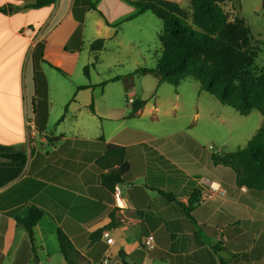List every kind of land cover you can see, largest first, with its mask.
Here are the masks:
<instances>
[{
	"label": "crops",
	"instance_id": "obj_1",
	"mask_svg": "<svg viewBox=\"0 0 264 264\" xmlns=\"http://www.w3.org/2000/svg\"><path fill=\"white\" fill-rule=\"evenodd\" d=\"M36 1L0 0V144L28 156L22 173L0 187V264H67L58 229L80 252V264L104 257L109 264H264V189L239 186L236 171L203 147L195 123H185L189 112L200 119L201 103L195 108L178 90L123 104L110 96V83L120 80L110 64L124 67V56L149 48L147 24L159 38V18L135 15L133 0ZM96 40L103 43L93 50ZM110 54L123 57L109 63ZM135 62L136 70L147 67ZM135 71L152 75L160 89L154 74ZM136 99L145 103L130 115ZM222 109L219 124L233 131L241 120ZM258 119L238 136H246L240 147L263 125L261 112ZM108 145L123 147L129 165L114 188L103 181L117 166L113 158L99 162ZM203 180L218 182L225 196L203 200ZM29 204L44 212L35 251L15 219ZM147 236L154 244L148 250Z\"/></svg>",
	"mask_w": 264,
	"mask_h": 264
},
{
	"label": "trees",
	"instance_id": "obj_2",
	"mask_svg": "<svg viewBox=\"0 0 264 264\" xmlns=\"http://www.w3.org/2000/svg\"><path fill=\"white\" fill-rule=\"evenodd\" d=\"M233 1L190 0L189 7H183L169 0H133L137 7L135 15L151 11L164 23L159 33L161 55L156 66L140 67L135 72L152 73L159 83L168 82L175 86L192 78L199 81L201 90L214 95L241 115H248L253 110L264 115V71L254 73L250 69L260 50L259 44L264 45V42L254 38L245 18L237 15L230 19L223 4ZM48 2L50 0H38L32 5L41 6ZM102 43V40H96L91 47L94 50ZM144 103L140 99L134 100L130 115H134ZM104 154L99 162L109 156L115 162L113 165H117L103 175L104 183L114 188L129 169L124 148L108 145ZM212 158L236 171L239 186L264 189V123L245 146L215 153ZM27 159L24 151L0 144V187L22 173ZM43 213L35 204H29L24 213L15 216L29 233L34 251V227ZM113 225L111 223L93 233L91 241ZM58 241L67 264H80V252L61 229H58Z\"/></svg>",
	"mask_w": 264,
	"mask_h": 264
},
{
	"label": "rangeland",
	"instance_id": "obj_3",
	"mask_svg": "<svg viewBox=\"0 0 264 264\" xmlns=\"http://www.w3.org/2000/svg\"><path fill=\"white\" fill-rule=\"evenodd\" d=\"M223 7L229 14L231 20L237 15L245 18L252 30L254 38L259 40V42H264V0H234L233 2L223 4ZM150 16L153 17L154 15ZM156 20H158V29L160 31L163 28V20L161 21L160 18ZM147 25L145 39L147 41L146 45H149V48L147 46L144 47L141 54H128L127 56H124V67L110 64L108 69L110 75L116 73H119L120 75L119 81L110 83V96L116 97V101L119 100L120 103L123 104L126 103L128 99H134V97L153 98L157 92L162 96V94H175L177 92L176 90H178L183 98L192 102L195 108H198V105L201 103L200 111L202 112V116L200 119H195L192 114H190L191 112H189V116L184 120L185 123H195V128L197 127L196 131L199 132L203 147L209 152H230L244 145L246 143V136H238L243 130L248 135L251 130L255 129L260 116V112L257 110H254L246 118V115H241L236 112L233 107L221 103L214 95L201 90L199 81L192 78L182 81L180 86L164 82L160 85V89H158V86L155 84L157 81L152 75H134V71L137 67L135 59L143 63L144 66L155 67L161 55V44L158 35L153 33V30L150 27L151 24ZM259 46L260 50L258 51V55L250 68L254 73L264 71V45L260 43ZM116 57L122 58L123 55L115 56L110 54L108 62L112 63ZM163 91L165 93H163ZM198 100L199 102H197ZM219 108H223L228 112L236 114L241 120L237 123L238 127H236V129L230 131L228 126L219 124L217 119ZM223 109L222 111H224ZM166 124L168 125L169 123ZM210 145H213L214 148L211 149L209 147Z\"/></svg>",
	"mask_w": 264,
	"mask_h": 264
},
{
	"label": "built area",
	"instance_id": "obj_4",
	"mask_svg": "<svg viewBox=\"0 0 264 264\" xmlns=\"http://www.w3.org/2000/svg\"><path fill=\"white\" fill-rule=\"evenodd\" d=\"M29 133H30V136H35L36 134V128H35V125L32 123V122H29ZM211 149L214 148L213 145H210L209 146ZM201 183H203L204 185V189L201 193V197L203 200H208L210 198H215V197H224L225 194H226V189L223 188L218 182H206V181H201ZM243 190H246L245 187H242ZM114 196L118 199V207L119 208H124V204L123 202L121 201V190L119 187H116L115 188V191H114ZM104 236L107 237V242L109 244H113L114 243V240L112 238V236H110V233L109 231H105L104 232ZM142 245L145 249H151L154 244H153V239L151 237H145L142 241ZM110 263V260H109V257H104L100 262L99 264H109Z\"/></svg>",
	"mask_w": 264,
	"mask_h": 264
}]
</instances>
